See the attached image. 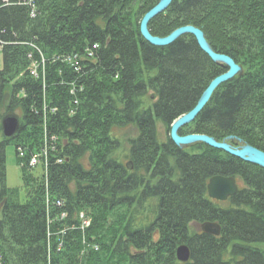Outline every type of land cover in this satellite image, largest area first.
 I'll return each mask as SVG.
<instances>
[{
  "label": "trees",
  "instance_id": "trees-1",
  "mask_svg": "<svg viewBox=\"0 0 264 264\" xmlns=\"http://www.w3.org/2000/svg\"><path fill=\"white\" fill-rule=\"evenodd\" d=\"M159 1L0 0L1 121L16 110L20 118L13 138L0 122V264H264V169L161 140L158 125L189 113L228 69L192 35L146 42L140 22ZM185 26L250 70L221 85L180 135L264 152V0H174L149 30L165 38ZM125 127L138 131L127 163L115 155L114 130ZM52 138L51 166L35 176L27 160ZM11 145L23 200L7 186ZM215 176L243 187L211 199ZM192 223H216L221 234ZM183 244L187 263L177 259Z\"/></svg>",
  "mask_w": 264,
  "mask_h": 264
},
{
  "label": "water",
  "instance_id": "water-1",
  "mask_svg": "<svg viewBox=\"0 0 264 264\" xmlns=\"http://www.w3.org/2000/svg\"><path fill=\"white\" fill-rule=\"evenodd\" d=\"M173 1L174 0H160L159 3L143 17L140 24V33L143 39L152 46L167 47L186 35H192L196 39L201 50L206 53L213 62L223 65L228 70L209 84L194 109L172 123L170 129V138L172 142L180 148L202 143L215 150L223 151L242 161L257 165L264 169V152L255 147L250 145L233 147L228 142H218L216 139L207 135H180V130L196 120L211 100L215 91L221 85L233 80L240 73L241 67L231 57L216 53L208 43L203 31L194 26L181 27L165 38L153 36L149 30V23L166 11ZM1 125L3 135L6 138H13L20 129V118L14 113H9L3 117ZM238 191L239 186L237 180L233 177L215 176L211 178L208 183L209 197L220 202H226L229 198L234 197ZM201 230L203 233L209 235L219 236L221 234V228L216 223H205L201 225ZM190 258L191 252L189 247L184 244L180 245L177 248L178 261L187 263L190 261Z\"/></svg>",
  "mask_w": 264,
  "mask_h": 264
},
{
  "label": "rangeland",
  "instance_id": "rangeland-1",
  "mask_svg": "<svg viewBox=\"0 0 264 264\" xmlns=\"http://www.w3.org/2000/svg\"><path fill=\"white\" fill-rule=\"evenodd\" d=\"M140 24H141V22H140ZM241 62H244V60H242ZM238 65L241 67V71L236 77H239L241 74L245 73L246 70L247 71L250 70V68L247 65L245 66L246 69H244L240 64H238ZM2 66H3V57H2V54L0 51V69L2 68ZM251 67H253L254 70L257 69L256 66H251ZM6 92H8V94L10 93L9 87L6 90ZM4 112L5 111L3 110L0 114V122H1V115ZM15 114L19 115V111L16 110ZM192 123L183 127L182 129L187 132L189 130V128L191 127ZM170 129H171V126H170V128H166V127H163L162 125H158V132L161 136V140H163V141L168 140V138L170 137ZM137 135H138V131H137L136 127L116 128V130H114V137L117 138V140L119 141V148L117 149L115 155L123 163L129 162V159L127 157L129 155L130 140L135 138ZM1 140H2V138L0 137V141ZM193 146L194 147L199 146L201 148L206 149L205 146H207V145L202 144V143H197V144H193V145L183 147V148H186V149L189 148L190 149V147H193ZM232 146L236 147L234 145H232ZM6 169H7V186L10 189H16V188L19 189L21 191V199L23 200L24 199V180H23L24 174H23L22 169L19 167V165L17 163L16 151H15V147L13 145L8 146L7 151H6ZM32 173L35 176L40 177L42 175V169L36 168ZM238 185L240 187H243V184L240 181H238ZM88 226H85V227H88ZM200 230H201L200 225H197L194 223L191 224V231L192 232H197Z\"/></svg>",
  "mask_w": 264,
  "mask_h": 264
},
{
  "label": "built area",
  "instance_id": "built-area-1",
  "mask_svg": "<svg viewBox=\"0 0 264 264\" xmlns=\"http://www.w3.org/2000/svg\"><path fill=\"white\" fill-rule=\"evenodd\" d=\"M4 2H8V0H3ZM56 140L52 138V141L49 143L45 141L44 145L38 149V151L34 152V154L27 160V163L31 169L41 168L42 173H47L49 167L51 166V153H53L55 149L54 143ZM26 153L22 149H20V157L25 159ZM59 163H62V160H58ZM86 226L90 224V222H84Z\"/></svg>",
  "mask_w": 264,
  "mask_h": 264
}]
</instances>
